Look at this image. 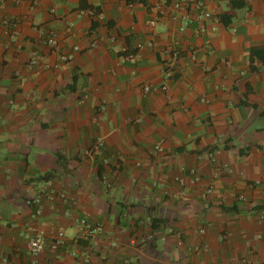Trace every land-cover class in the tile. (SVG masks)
I'll return each mask as SVG.
<instances>
[{"label":"crops","instance_id":"obj_1","mask_svg":"<svg viewBox=\"0 0 264 264\" xmlns=\"http://www.w3.org/2000/svg\"><path fill=\"white\" fill-rule=\"evenodd\" d=\"M160 1L0 0V264H32L22 234L30 214L25 200L45 181L67 197L66 203L43 202L47 234L60 226L68 239L77 238L75 218L101 230L88 240L89 263L70 242L74 255L46 244L36 264H123L125 258L135 264H234L242 258L264 264V186L250 185L264 181V0H206L220 24L201 33V22L181 31L177 21L157 17ZM77 9L101 10L105 20L88 12L76 17ZM5 17H21L15 38L2 25ZM155 17L151 29L146 22ZM39 27L57 31L60 52L74 45L80 50L56 69H27L34 48L48 62L58 61V53L40 44ZM92 29L96 45L85 52ZM150 39L158 47L145 46L135 62L113 51ZM173 42L181 56L166 79L170 55L162 47ZM163 83L165 91L142 90ZM84 90L88 95L79 101ZM98 138L100 153H87ZM161 138L169 150L165 158L151 153ZM211 155L232 172L211 180ZM180 166L195 168L203 180L187 182L183 198L174 199ZM210 182L213 193L204 199ZM167 227L180 232L181 244ZM224 230L230 237L221 241ZM197 244L208 250H188Z\"/></svg>","mask_w":264,"mask_h":264},{"label":"built area","instance_id":"obj_2","mask_svg":"<svg viewBox=\"0 0 264 264\" xmlns=\"http://www.w3.org/2000/svg\"><path fill=\"white\" fill-rule=\"evenodd\" d=\"M154 10L156 11L157 17H167L171 21L178 22V29L183 30L189 25L201 22V26L197 29V33H201L206 31L207 29L215 30L218 24H220V18L217 14L209 10L206 4V0H161L157 4L154 5ZM52 11V9H51ZM84 12H88L91 17L98 18L100 20H105V15L101 10L91 9V10H83L77 9L74 11V15L76 17H81ZM21 17H5L2 19V25L6 28L7 33L10 38H15L18 34V24ZM157 20L155 18H150L147 20L146 24L149 28H154ZM210 23L209 27L207 25ZM74 22L72 20H66V30L70 32ZM39 42L41 45L48 47L50 52L58 53V61L55 63L48 62L45 58V55L41 52L40 48H34L30 51L29 56L26 60V68L34 69L38 65H42L44 69L51 70L56 69L60 65L68 64L74 52L80 50L77 45L72 46L70 52H60V40L57 34V31L48 27H39ZM89 43L88 46L84 49L85 52H90L96 45V33L95 31L89 30ZM148 47L151 49H155L158 47V43L154 39L143 41H136L132 50L127 49L126 47L119 48L113 47V51H115L122 59L129 60L131 62H135L139 56V52L144 47ZM162 50L165 53L170 55V60L167 61L162 70V74L166 79L172 78L177 70V59L181 56V50L177 46V42H173L170 46L162 47ZM195 55L193 53H189L187 55V61H194ZM167 88L166 84L163 83L160 86H155L151 84H144L142 86V90L144 92L149 91H165ZM215 89L220 88L219 85L214 86ZM87 92L84 90L80 95L79 101H84L87 97ZM202 102H208V98L205 95L200 97ZM13 103V100H10ZM230 104V103H229ZM103 107H101L102 109ZM134 121L139 122L140 118H135ZM103 145L102 138L96 139L90 148L87 150V153H100ZM151 153L156 156H161L165 158L169 154V150L166 145V141L164 138L157 140L152 147ZM210 160L213 163V169L211 173V180H215L216 178L222 175H228L232 172L231 168L226 164L217 163L215 157L211 155ZM103 163L108 164V160L104 159ZM181 174L175 176L174 180L180 186V189L172 193L171 196L174 199H182L186 193L187 187L186 183L189 182L192 185L200 184L203 180L202 176L196 171L195 168H185L180 166ZM102 183L106 188H110L112 186V182L106 177H102ZM250 185H262L264 186L263 180H254L250 183ZM214 187L213 183H208L204 189L202 190L201 197L206 199L213 193ZM167 193V191H165ZM169 195V193H168ZM240 200H247L246 196L240 194L237 196ZM55 199L61 200L63 203H66L67 197L64 192H57L51 185L50 182L45 181L39 185L37 192L27 198L25 200L26 204L30 206V214L29 221L26 222L24 226V230L22 234L27 237V250L31 256V263L36 264L38 255L45 249L46 244L52 251L57 252H65L68 254H75V251L70 247V242L74 243L76 247L79 248V251L82 256V260L84 263H89L92 250L88 245V240L91 236L98 234L101 230V227L98 223L90 222L85 218H75V222L78 227V235L77 238L70 240L67 238L64 228L60 226H51V231L47 234L44 230V220L42 219L43 213V202L53 201ZM64 214L66 216H72L70 209H65ZM262 217V214H260ZM209 225V224H208ZM205 231V226L199 228V232L203 233ZM166 234H173L176 237L177 243H182L181 234L178 231H175L172 227L166 228ZM219 239L221 241H226L230 237L229 231H221L219 233ZM81 240V241H79ZM112 246H116L118 243L114 240L110 243ZM188 250L191 252L200 254L204 253L208 250L207 244H197V245H189ZM134 258H125L123 260V264H135ZM248 260L246 258H242L239 262L234 264H248ZM110 264V263H106Z\"/></svg>","mask_w":264,"mask_h":264},{"label":"trees","instance_id":"obj_3","mask_svg":"<svg viewBox=\"0 0 264 264\" xmlns=\"http://www.w3.org/2000/svg\"><path fill=\"white\" fill-rule=\"evenodd\" d=\"M232 4H234V5H235V4H236V2H235V1H233V2H232ZM79 241H81V240H79Z\"/></svg>","mask_w":264,"mask_h":264}]
</instances>
